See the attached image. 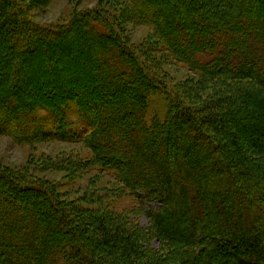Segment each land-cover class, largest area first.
Here are the masks:
<instances>
[{
  "label": "trees",
  "instance_id": "1",
  "mask_svg": "<svg viewBox=\"0 0 264 264\" xmlns=\"http://www.w3.org/2000/svg\"><path fill=\"white\" fill-rule=\"evenodd\" d=\"M126 1L169 58L250 85L193 109L101 11L0 0V135L84 144L150 222L0 169V264H264V0Z\"/></svg>",
  "mask_w": 264,
  "mask_h": 264
},
{
  "label": "rangeland",
  "instance_id": "2",
  "mask_svg": "<svg viewBox=\"0 0 264 264\" xmlns=\"http://www.w3.org/2000/svg\"><path fill=\"white\" fill-rule=\"evenodd\" d=\"M16 2L34 22L46 25H66L79 13L101 11L151 71L193 109H200L215 99L235 94L236 89L250 85L246 82H208L169 58L161 50L152 29L134 20L126 0ZM0 169L38 181L51 188L68 204L81 206L83 209L91 206L89 202L92 197L101 200L102 204L113 203L111 206L116 211L123 212L141 228H150L147 216L140 210L141 206L110 175L99 171L90 151L82 143H63L48 139L31 145H20L13 139L0 135ZM148 206L151 209L159 208L157 204ZM154 248L157 249V244H154Z\"/></svg>",
  "mask_w": 264,
  "mask_h": 264
}]
</instances>
